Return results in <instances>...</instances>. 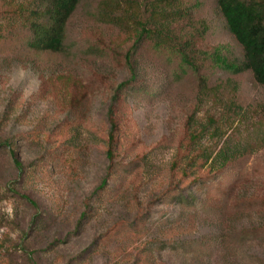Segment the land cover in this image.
Here are the masks:
<instances>
[{
  "label": "rangeland",
  "instance_id": "374dc122",
  "mask_svg": "<svg viewBox=\"0 0 264 264\" xmlns=\"http://www.w3.org/2000/svg\"><path fill=\"white\" fill-rule=\"evenodd\" d=\"M98 1L83 0L75 12L68 59L0 41V264H76L79 256L82 264H132L152 241L188 240L195 246L230 229L264 226V85L249 72L220 69H209L207 84H200L190 71L176 74L177 56L147 45L134 58L135 86L119 91L114 105L115 163L123 172L109 181V195L92 196L109 166L111 104L131 74L114 50L125 52L134 39L132 32L92 17ZM203 1L210 30L200 45H226L241 57L216 0ZM15 5L0 0V30ZM94 44L107 54L86 53ZM232 103L244 106L243 119L225 121ZM195 108L199 123L219 122L223 141L230 136L249 148L224 170L199 171L210 187L239 179L231 201L251 200L246 211L220 210L218 196L207 209L171 201L170 190L195 188L193 177L171 165L176 156H186V122ZM218 138L205 137L202 144L213 149ZM144 155L147 169L136 163ZM192 245L155 256L160 264H264L263 231L252 241L222 245L211 259L193 256Z\"/></svg>",
  "mask_w": 264,
  "mask_h": 264
},
{
  "label": "trees",
  "instance_id": "16d2710c",
  "mask_svg": "<svg viewBox=\"0 0 264 264\" xmlns=\"http://www.w3.org/2000/svg\"><path fill=\"white\" fill-rule=\"evenodd\" d=\"M8 1L16 5L7 17L5 29L0 30V41L7 40L12 43L19 41L21 46L35 53H51L62 59L70 57L74 43L70 41L69 27L83 0ZM203 3V0H99L95 8L90 10L95 20L111 25L121 33L132 32L134 35V39L125 52L120 49L114 50L131 74L129 80L120 84L111 104L109 112L111 128L108 134L107 150L109 166L106 176L92 196L99 194L102 199V196L109 195L111 193L108 188L109 181L118 171H120L119 174L123 172V169L116 168L115 163L117 123L113 118L114 105L120 98L119 91L123 92L126 88L135 86L137 73L134 58L142 47L147 45L152 50L167 51L177 56L179 71L176 74H187L190 71L200 84H207L209 69H220L234 74L249 72L258 84L264 85V0L215 1V9L222 17L226 30L239 45L241 57H234L231 49L226 45H216L212 48L200 45L201 40L210 30V26L201 14ZM86 53L105 56L107 50L103 46L94 44L86 49ZM243 107L236 103L230 104L227 107L225 121L243 119L245 115ZM198 111L199 108H195L186 122V139L188 140L186 156L180 158L176 156L171 164L172 169L180 170L183 176L193 177L191 185L195 188H189V192L183 191L186 187L178 192L170 190L171 201L186 209H198V207L207 209L215 206L208 202L211 199L217 200L218 196V200H222L219 205L220 210L225 212L231 210L234 213L246 211L251 208L249 204L251 200L231 201L234 191L241 183L239 179L224 188L210 187L204 183L205 177L199 174V171L206 167L211 172L224 170L246 157L244 155L249 152V148H240L233 143L230 136L223 141L226 132H222L219 122L210 118L206 123H199L196 119ZM205 137L210 140L219 137L217 143H213L215 148L210 149L211 147L202 144ZM221 141L222 144L219 145ZM13 155L16 167L22 172L24 165L15 152ZM136 163L147 169L150 160L147 155H144L138 158ZM130 174H126L121 181L128 178ZM202 192L205 195L204 199L200 198ZM86 214L87 212L81 217L79 226L86 218ZM131 224L134 225V223ZM143 225H145L144 222ZM261 231L264 232V226L230 229L195 246L193 241L187 242L188 240L152 241L150 246L141 250L144 256L139 253L132 264H160V260L155 256L156 251L160 253L165 249L176 251L181 248L186 250V247L191 244H193L191 248L193 256L211 259L222 245L252 241L257 239ZM83 261L80 256L75 259L76 264H82Z\"/></svg>",
  "mask_w": 264,
  "mask_h": 264
}]
</instances>
